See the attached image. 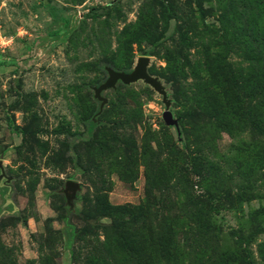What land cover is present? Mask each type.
<instances>
[{
    "label": "rangeland",
    "instance_id": "obj_1",
    "mask_svg": "<svg viewBox=\"0 0 264 264\" xmlns=\"http://www.w3.org/2000/svg\"><path fill=\"white\" fill-rule=\"evenodd\" d=\"M142 55L176 125L142 80L100 110L107 67ZM251 215L264 221V0H0V264H174L173 248L238 264ZM250 240L264 264L262 223Z\"/></svg>",
    "mask_w": 264,
    "mask_h": 264
},
{
    "label": "water",
    "instance_id": "obj_2",
    "mask_svg": "<svg viewBox=\"0 0 264 264\" xmlns=\"http://www.w3.org/2000/svg\"><path fill=\"white\" fill-rule=\"evenodd\" d=\"M149 63V57L142 55L137 58V62L134 65L133 70L130 72L118 71L107 67L106 72L108 77L104 82L98 86L93 87L94 96L100 102V110L107 103V99L102 95V92L114 88L117 82L129 85L133 82L142 80L144 83L151 86L156 92L161 94L162 102L165 104V110L162 112V118L167 125H176L177 120L172 117L169 110L170 100L167 98L166 91L160 82V80L151 74H149L147 68ZM79 188V183L73 180H67L65 183L64 194L68 202L75 198V193Z\"/></svg>",
    "mask_w": 264,
    "mask_h": 264
},
{
    "label": "trees",
    "instance_id": "obj_3",
    "mask_svg": "<svg viewBox=\"0 0 264 264\" xmlns=\"http://www.w3.org/2000/svg\"><path fill=\"white\" fill-rule=\"evenodd\" d=\"M201 195V194H200ZM149 197H150V194L149 193H147V195L145 196V199H144V201H143V204L141 205V209L139 210L138 208V211L139 212H142V213H145L146 211H148V201H149ZM198 197H200L199 195H198ZM198 197H196V199L195 200H192L191 202H193V203H191L190 202V205H191V207H192V205H193V209H194V211H195V213H198L199 211H200V209L203 207V202H204V200H202V199H200V198H198ZM253 214V213H252ZM186 220H188V219H181V218H177V220H176V225H175V230H173L174 232L172 233L173 234V236H176L177 235V232H178V230H177V228H178V226H180V224H182L184 221H186ZM197 223H199V221H196ZM250 222L251 223H253V227H254V231L253 232H255V227L258 225H261V223H262V225H264L263 223H264V221H262V222H255L254 220H253V217H252V215H251V217H250ZM187 222H184V224H186ZM253 232L252 233H250L249 234V236H247V238H245L244 240H243V245H244V248H242V249H238V257H239V262H238V264H255V260H254V258L252 257V253H251V250H249V245H250V242H251V234H253ZM147 233H149V230H146V234ZM154 236V239H159V240H162L163 239V237H164V235L163 234H160V235H153ZM168 251V250H167ZM186 257V254L185 253H183L182 251H181V249L180 248H173V249H171V251H168L167 252V254H165V257H166V261H167V263L168 262H172V263H174V264H185V262L188 260V259H186V258H184V257ZM188 256H189V253H188ZM260 256L263 258L264 257V253L262 252V251H260ZM231 258V257H230ZM229 258V259H230ZM189 259H190V257H189ZM188 263H190V260L188 261Z\"/></svg>",
    "mask_w": 264,
    "mask_h": 264
}]
</instances>
